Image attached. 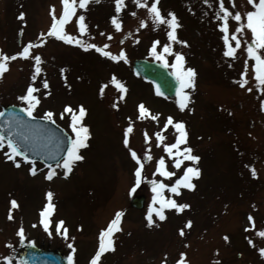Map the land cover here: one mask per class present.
<instances>
[{
  "label": "rangeland",
  "instance_id": "rangeland-1",
  "mask_svg": "<svg viewBox=\"0 0 264 264\" xmlns=\"http://www.w3.org/2000/svg\"><path fill=\"white\" fill-rule=\"evenodd\" d=\"M57 2L0 0V53L11 56L31 41L34 47L30 52L39 54L42 60V72L35 81L31 79L35 70L30 57L8 61V69L0 75V112L7 104L24 108L26 102L18 97L32 84L41 92L37 94L39 104L34 114L44 116L51 111L53 120L70 124L71 113L64 112L65 106L77 111L82 105L87 110L82 123L88 126L90 136L82 148L83 159L74 163L77 167L67 176L58 167L60 172L55 171L50 181L45 180L44 173L32 174V164L25 166L17 158L20 164L16 166L4 152L0 153V264H8L4 257L11 264H20L18 257L25 244L35 241L50 245L46 242L50 239L52 246L73 256V264H90L99 246L100 231L117 211L123 212V220L110 237L114 250L102 253L98 264H176L182 252L186 254L184 264H264V256L258 251L264 248V238L257 235L264 231V91L257 90L252 69L255 61L247 56L243 39L234 57L224 54L220 21L214 18L219 0H209V4L204 0H158L162 15L175 13L179 24L175 29L167 24H153L147 9L137 7L133 0H125L126 7L120 13L115 11L114 0H90L86 9L77 7L64 30L84 43L107 45L113 54L123 50L126 60L119 65L95 49L85 50L76 43L40 36L51 25L49 13ZM143 2L150 6L152 0ZM224 4L233 13L241 12L242 20L244 13L253 10L248 0H224ZM57 5L61 14L62 2ZM21 12L25 14L23 20L19 17ZM81 13L88 26L82 37L75 22ZM113 16L121 23L120 30L112 24ZM141 20L146 21L145 27H140ZM236 24L229 19V33ZM170 30L176 40L169 38ZM245 35L250 40V31L245 30ZM157 41V52L169 44L173 53L182 54V67L195 72L194 86L186 88L189 95L183 110L178 104L180 97H159L150 84L137 79L132 71L135 58L154 57L150 50ZM231 43L235 46V41ZM165 59L170 66L176 62L172 53L166 54ZM245 61L248 67L244 78L248 83L241 87ZM45 79L47 89L42 86ZM119 85H124L126 91L122 92ZM140 103L148 110L144 118H139ZM169 116L185 125L187 143L180 147H190L192 154L200 157L196 162L185 159L179 169L174 167L175 157L164 151V144L174 143L177 135L172 125L164 128ZM129 124L132 130L126 146L124 132ZM68 129L74 136L70 125ZM157 132L164 137L159 145ZM131 151L143 164L140 186L134 174L139 165ZM161 157L166 169L174 173L172 177L156 173ZM189 165L198 167L200 175L191 178L193 189L180 187L178 203L190 207L179 212L161 210L164 220L153 213L149 226L146 214L150 206H155L153 196L157 195L152 181L171 185ZM252 168L256 176L252 175ZM49 191L53 193L51 201L46 196ZM135 194L146 195L143 210L131 208L130 200ZM12 199L18 207L12 209L9 219ZM49 203L54 207L46 217V230L40 213ZM59 221L64 222L61 231L65 227L68 230L67 239L57 235ZM187 221H191L190 227L185 226ZM21 228L23 239L19 235Z\"/></svg>",
  "mask_w": 264,
  "mask_h": 264
},
{
  "label": "snow or ice",
  "instance_id": "snow-or-ice-1",
  "mask_svg": "<svg viewBox=\"0 0 264 264\" xmlns=\"http://www.w3.org/2000/svg\"><path fill=\"white\" fill-rule=\"evenodd\" d=\"M63 9L59 17L56 16L54 12V6L53 11L51 12L52 15V22L51 25L47 31V33H41V37H56L66 43L72 44L76 43L79 44L80 47L87 49H95L96 51L100 52L102 49L98 47L96 44L93 43H84L80 39V37L73 36L72 34L66 32L64 30V25L72 20L73 15L76 13L77 7L81 10L86 9V6L89 4L90 0H61ZM95 2H99V0H95ZM135 5L137 7H144L147 9L149 16L151 17V20L153 24L159 25V24H167L170 29H175L176 27H179V24L177 22V17L175 13L169 12L167 13V16L162 15L160 9L158 8V0H152L150 6L148 3L143 2V0H133ZM115 3V11L116 13H120L122 8L126 7L125 0H114ZM205 4H209V0H204ZM248 4L252 6L253 10H249L246 13H244V19L242 20V14L239 11L231 12L228 7H225L224 0H219V9L215 14V17L217 20L220 21L219 27L221 28V31L223 32V41L225 46V56L228 57H234L236 54V50L240 48L241 41L243 39L244 44L246 45L245 51L247 53V56L251 59H253L255 62L252 65L253 74H254V80L256 81V87L258 91H264V0H248ZM235 7L234 3L232 5ZM24 13L21 12L19 14V17L21 20H23ZM132 15H136V13H132ZM234 20L237 22L235 30L229 33V19ZM76 24L78 25V32L80 33V36L82 37L84 33L88 31V26L85 23V15L83 13L79 14L76 19ZM111 22L115 26L117 30H120L121 23L118 22L117 16L111 17ZM146 21L141 20L140 21V27H145ZM245 30L250 31V40L245 35ZM239 34V35H238ZM168 36L172 40H176V36L174 34V31H169ZM111 38V34H109V39ZM231 41H235V46L232 45ZM39 43H43V39L39 40ZM157 42H154L152 45V48L150 50V55L156 57L158 61H161L165 64V66H168L167 60L165 59V55L168 53L174 54L176 58V62L171 65V67L175 70L173 74L177 77V80L179 82L180 87L177 89V95L180 97V100L178 101L179 108L183 110L185 108V101L188 98L189 93L184 92V88H188L193 85V78L195 76V72L192 68L184 69L182 67L183 65V56L179 52H174L169 44L163 45V51L157 52L156 45ZM179 43L186 44V41H179ZM34 47L31 41L25 46H23L22 50L20 52H17L11 56L0 53V75H2L7 69L8 64L6 62L16 59L17 57L21 58H31L34 61V70L35 74L32 75L31 79L35 81L37 79V76L39 73L42 72V68L40 67L42 60L41 56L39 54H32L30 52V49ZM107 45H104V48H106ZM103 56L110 58L113 61H119L122 58L126 60V54L123 50L119 52V54H113L109 51H102ZM248 64L247 61H245L244 68L245 71L241 72L242 79L239 81V84L241 87H244L248 81L246 78V70H247ZM61 72L63 73V69H61ZM112 80L115 81L116 78L113 75ZM119 83V82H117ZM43 88L47 89L49 87L48 81L45 79L42 82ZM106 87V86H105ZM122 92L126 91V87L124 85H119ZM247 91H252V88H247ZM156 91L158 94L162 93L160 92V86H156ZM39 89L35 88L32 84H29L25 94L18 97V99L22 102H26L25 107L23 108V111L27 113L29 117H33V111L35 107L39 104V98L38 94ZM47 94V93H45ZM101 94H103V87L101 88ZM122 98V96L120 97ZM117 105H114V107ZM262 107H264V101H262ZM138 110L140 113L139 118H144V115L148 110L145 108L143 103H140L138 105ZM86 109L81 105L78 106V110L74 111L71 109L70 106H65L64 112L71 113V123L70 127L72 132L74 133V138L70 139L68 142V147L66 150V155H64L61 160V163H58V167L62 168L64 170L63 174L67 176L74 165L76 161L82 160L83 157L80 155V149L82 147H86V141L88 137L90 136L89 128L87 125L82 123L83 118L86 115ZM63 112L61 113V116L63 117ZM4 113L0 112V116H3ZM54 113L51 111H47L44 113V116L42 119L52 120L53 123L55 121L53 120ZM153 120H156L155 116H152ZM169 125H172L174 130L177 132L175 142L172 144H164V151L168 153L170 157H175L174 159V167L179 169L181 167V164L186 159L191 162H196L200 159L199 156L192 154V149L190 147H183L181 148V144L187 143V132L185 130V125L182 121H174L173 117L169 116L166 118L164 128L167 129ZM24 122L23 119L20 117H16L13 123L9 126V130L7 132V135H4L0 133V149H4L6 147L7 151H5L4 155L7 159L13 160V162L16 164V166H19L20 161L16 159V157H21L24 161H31L32 158L27 153V145L22 144L21 141H27L29 137L25 135L20 129L24 128ZM132 130L131 124H129L128 128L125 129L124 132V140L123 143L127 146L128 141V133ZM156 142L159 145L160 142L164 139V137L157 132L156 134ZM19 137V140L16 137ZM145 140H148L147 133H145ZM147 155V154H146ZM131 156L134 160H136L137 164L139 165L135 169V177H136V184L138 185L141 181V169L143 167V164L141 163V159L137 156V153L135 151H131ZM150 159L151 157L148 156ZM33 167L29 169L32 174H35L37 169L35 168V162L32 161ZM156 172L159 173L162 176L165 177H172L174 175L173 172L168 171L165 166V159L161 157L157 162ZM251 173L253 176H256V171L254 168L251 169ZM56 175L55 170L52 168V165H48V174L46 176V179L51 180L53 176ZM200 175V169L198 167L194 166H186L183 169V174L177 178L174 183L171 185L165 184L163 182H159L156 180H153L152 183L154 185L153 192L157 193V196H153V201L155 202L157 200V197L159 196L160 192L164 189H168L172 193L179 194V188L180 186H183L187 189H193L195 185L191 183L192 177H199ZM132 191H135V187H133ZM47 199L49 201L52 200L53 193L51 191L46 193ZM160 208H153L149 207V211L146 214V220L149 224V226L153 223V213L156 214V216L159 218V220H164L165 215L163 211H161V208H175L178 212L182 209L189 208L190 205L186 203H177L175 200H172L168 198L165 200L162 196H160ZM10 209H9V219H11V211L13 208L18 207L17 201L15 199H12L10 201ZM54 206L49 203L45 206V208L41 211V223L43 224L44 228L47 230L49 221L46 219L47 215L50 214L52 208ZM123 212L117 211L115 213L114 218L109 222L107 227L105 229H102L99 233V246L98 250L96 251L95 255L91 258L90 264H98L100 257L102 253H104L106 250H114L113 247V240L110 238L112 234L115 231L119 230V224L122 218ZM249 220H252V217L249 216ZM64 224L63 221H59L57 223V232L60 233L62 236H64L66 239L68 238V230L67 228H63V231H61V226ZM191 221L186 222V227H190ZM180 234L183 235V229L180 230ZM19 235L23 239V229L21 228L19 230ZM257 235L260 237H264V231H258ZM107 238V239H106ZM225 240H227V237H224ZM249 243L251 244L252 241L249 240ZM68 247L72 250V252L75 251V248L72 244H69ZM258 251L262 256H264V248H259ZM185 253H180V259L176 262V264H184V257ZM6 261H8V264H11V261L8 257H4ZM68 264H73V256L69 255L67 257ZM23 264V262H22Z\"/></svg>",
  "mask_w": 264,
  "mask_h": 264
},
{
  "label": "water",
  "instance_id": "water-1",
  "mask_svg": "<svg viewBox=\"0 0 264 264\" xmlns=\"http://www.w3.org/2000/svg\"><path fill=\"white\" fill-rule=\"evenodd\" d=\"M135 69L138 74H141L147 79L156 82L164 94L173 96L178 89V82L176 79L168 72L165 67L157 63H151L144 60L138 61L135 63ZM16 117L23 119L25 127L20 129V131L29 137L27 141H21L22 144L27 146L32 144L35 140L33 135L36 133H41V131L42 133L46 134L47 127L48 130L54 134V137L56 136L57 131L52 126L53 123L47 121H44V123L43 121L33 120L22 110L13 107L6 109L4 111V115L0 116V133L7 135L9 126L13 123ZM46 125L47 127H45ZM62 135L63 134L60 133V136L64 139ZM16 138L19 140L18 136ZM133 205L136 207H141V200L136 199ZM22 256L25 264H65V261L62 260L57 254L43 253L32 246L28 247Z\"/></svg>",
  "mask_w": 264,
  "mask_h": 264
}]
</instances>
